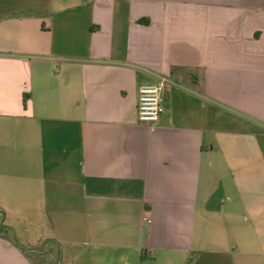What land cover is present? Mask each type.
<instances>
[{
    "label": "crops",
    "instance_id": "obj_1",
    "mask_svg": "<svg viewBox=\"0 0 264 264\" xmlns=\"http://www.w3.org/2000/svg\"><path fill=\"white\" fill-rule=\"evenodd\" d=\"M11 162L59 264H264V0H0ZM37 259L0 236V264Z\"/></svg>",
    "mask_w": 264,
    "mask_h": 264
},
{
    "label": "rangeland",
    "instance_id": "obj_2",
    "mask_svg": "<svg viewBox=\"0 0 264 264\" xmlns=\"http://www.w3.org/2000/svg\"><path fill=\"white\" fill-rule=\"evenodd\" d=\"M17 144V140L11 139V148ZM2 169L0 172L7 173L10 169L33 171L27 163L21 166L17 162L3 164ZM19 177L12 176L11 180L0 179V236L9 240L24 255L32 256V252H36V264H59L61 259L57 247L49 248L51 257H46L50 254L49 251L42 252L51 244V236L46 212L41 208V196L31 191L30 184L33 182Z\"/></svg>",
    "mask_w": 264,
    "mask_h": 264
},
{
    "label": "built area",
    "instance_id": "obj_3",
    "mask_svg": "<svg viewBox=\"0 0 264 264\" xmlns=\"http://www.w3.org/2000/svg\"><path fill=\"white\" fill-rule=\"evenodd\" d=\"M163 87L164 84L162 83L159 85H145L139 89L137 118L140 123L155 124L165 113L161 97Z\"/></svg>",
    "mask_w": 264,
    "mask_h": 264
}]
</instances>
